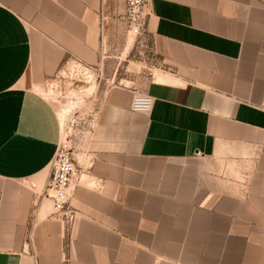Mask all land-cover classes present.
Listing matches in <instances>:
<instances>
[{
    "label": "crops",
    "instance_id": "1",
    "mask_svg": "<svg viewBox=\"0 0 264 264\" xmlns=\"http://www.w3.org/2000/svg\"><path fill=\"white\" fill-rule=\"evenodd\" d=\"M125 13L0 0V264H264V0H153L130 84L77 125L75 220L54 213L61 124L40 89L73 62L117 78Z\"/></svg>",
    "mask_w": 264,
    "mask_h": 264
},
{
    "label": "rangeland",
    "instance_id": "2",
    "mask_svg": "<svg viewBox=\"0 0 264 264\" xmlns=\"http://www.w3.org/2000/svg\"><path fill=\"white\" fill-rule=\"evenodd\" d=\"M120 36L122 37V40H124L121 44L126 45L127 41V46H124L123 48L114 44L113 46H110V53L108 50L109 55L123 56L126 58L120 62L117 78L106 79L102 72H95L94 70L86 71L82 68V66H78L76 63H70L69 65L63 66L57 76L53 80L48 81L40 89L42 95L55 108L58 117L61 118V116H63L64 118L63 123H61L63 139L65 137L64 130L67 128V125L70 126V123L77 119V124L72 131V136H69V133L66 134L68 137L67 141L71 140L72 146L74 144L78 123L86 120L87 118L89 120V116L96 111V92L99 88L102 86L107 88L111 86H118L120 84H130V73L127 71V65L129 63L127 60L135 61V64L137 65L136 61L139 60L138 56H142L139 54V49L137 50V47H143H141L139 39L140 36L135 37V35L130 32L125 33L124 36ZM129 49H131L130 58H127L126 55ZM145 70L147 71L146 67ZM59 120L61 122V119ZM67 130L68 128L66 131Z\"/></svg>",
    "mask_w": 264,
    "mask_h": 264
},
{
    "label": "built area",
    "instance_id": "3",
    "mask_svg": "<svg viewBox=\"0 0 264 264\" xmlns=\"http://www.w3.org/2000/svg\"><path fill=\"white\" fill-rule=\"evenodd\" d=\"M153 0H124L126 13L123 17L128 31L135 37L143 34L146 24L147 11L152 6ZM82 66L86 71L94 70L84 66L80 62H73ZM66 65H69L66 64ZM95 72L97 70H94ZM153 101L150 97L143 94H136L133 97L131 110L134 113L146 114L151 110ZM77 124V119L67 125L68 130H64V139L61 126V141L59 143L55 157L51 162L50 176L47 182L46 195L53 204V211L61 214L65 224H71L75 220L76 212L71 206L74 196L73 183L79 175L78 160L75 156L71 140L67 141V133L72 136V131Z\"/></svg>",
    "mask_w": 264,
    "mask_h": 264
},
{
    "label": "bare ground",
    "instance_id": "4",
    "mask_svg": "<svg viewBox=\"0 0 264 264\" xmlns=\"http://www.w3.org/2000/svg\"><path fill=\"white\" fill-rule=\"evenodd\" d=\"M130 33H132V32H130ZM132 34H133V33H132ZM129 43L132 44L131 42H129ZM59 119H61L60 124L63 123V120H64L63 116H61V118H59Z\"/></svg>",
    "mask_w": 264,
    "mask_h": 264
}]
</instances>
